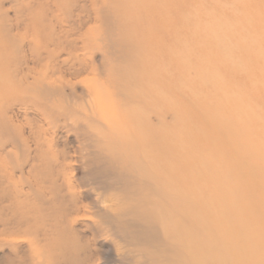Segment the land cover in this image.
<instances>
[{"label": "rangeland", "instance_id": "rangeland-1", "mask_svg": "<svg viewBox=\"0 0 264 264\" xmlns=\"http://www.w3.org/2000/svg\"><path fill=\"white\" fill-rule=\"evenodd\" d=\"M0 264H264V0H0Z\"/></svg>", "mask_w": 264, "mask_h": 264}, {"label": "bare ground", "instance_id": "bare-ground-1", "mask_svg": "<svg viewBox=\"0 0 264 264\" xmlns=\"http://www.w3.org/2000/svg\"><path fill=\"white\" fill-rule=\"evenodd\" d=\"M84 69V68H83ZM55 81H53V83H54Z\"/></svg>", "mask_w": 264, "mask_h": 264}]
</instances>
